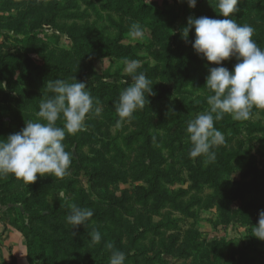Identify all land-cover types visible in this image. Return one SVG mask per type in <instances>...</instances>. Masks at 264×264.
I'll return each mask as SVG.
<instances>
[{"label": "rangeland", "instance_id": "1", "mask_svg": "<svg viewBox=\"0 0 264 264\" xmlns=\"http://www.w3.org/2000/svg\"><path fill=\"white\" fill-rule=\"evenodd\" d=\"M217 4L0 0V140L39 119L55 79L86 82L102 109L86 117L84 130L66 135L69 175L37 174L30 184L0 176V264H109L108 242L125 253V264H264V240L252 234L264 210V109L253 107L232 126L229 114L215 123L226 124V142L213 149L214 163L199 157L208 171L202 175L180 119L188 123L209 107L206 78L209 67L220 66L192 47L195 28L187 40L183 29L190 16L224 19ZM238 7L232 16L254 27L264 49V0ZM134 22L144 29L140 39L129 35ZM131 60L140 61L154 95L118 124L115 104L132 83L125 72ZM106 80L117 86L101 89ZM71 203L94 211L87 226L67 223ZM94 230L100 243L90 238Z\"/></svg>", "mask_w": 264, "mask_h": 264}, {"label": "clouds", "instance_id": "2", "mask_svg": "<svg viewBox=\"0 0 264 264\" xmlns=\"http://www.w3.org/2000/svg\"><path fill=\"white\" fill-rule=\"evenodd\" d=\"M195 8L197 0H187ZM152 0H145L151 5ZM240 0H218V11L224 19L190 16L183 29L187 40L195 28L192 47L216 67H209L206 87L212 94L207 96L209 107L187 123L188 139L191 143L189 157H205V165L216 161L214 148L223 145L225 135L215 127L225 114L233 120L245 121L251 117L253 107L264 109V49L253 39L255 29L249 24H240L232 16L239 12ZM132 39H140L144 29L139 23H132L129 30ZM235 57L238 61L232 70L223 66V61ZM138 60L126 61L125 72L132 83L123 89L115 110L120 122L130 120L138 109L145 107L146 98L154 95L152 81L143 72H138ZM68 82L55 79L47 85L53 93L40 101L36 121L26 120V126L19 132L0 140V176L14 175L26 184L35 182L38 175L63 178L69 175L73 154L66 150V135L84 130L86 117L92 113L101 115L100 101L91 95L86 82ZM105 83H108L106 80ZM147 94V97H146ZM149 102V100H148ZM63 120V126L57 121ZM155 144V137H153ZM70 214L66 221L72 229L89 221L94 211L75 203L68 205ZM87 226V225H86ZM252 234L264 240V210L259 213L258 224ZM74 235V233H73ZM93 244L100 243L98 230L90 233ZM105 247L111 250L109 264H125L124 252L115 249L112 242Z\"/></svg>", "mask_w": 264, "mask_h": 264}, {"label": "trees", "instance_id": "3", "mask_svg": "<svg viewBox=\"0 0 264 264\" xmlns=\"http://www.w3.org/2000/svg\"><path fill=\"white\" fill-rule=\"evenodd\" d=\"M43 70H45V71L48 70V72L51 71V72H53V73L56 74V75H59V72H60V71H63V69L61 70V68H55V67H49V68H47V67H43ZM76 80H77V78H76ZM69 81H70V82H76L75 80H69ZM77 81H78V80H77ZM127 85H129V84H127ZM116 86H117L116 84H112V85H110V84H108V83H104V84L101 85L100 87H101V89H105V88H111V89H114ZM180 119H181V122H182V126H183V128H187V122H186V120H185L183 117H181ZM232 122H234V123H230V126L234 125V124L236 123V120H235V121H232ZM225 125H226V124H221L220 126H216V125H215V127H216L218 130L226 131V130H225ZM261 129H263L262 126H261ZM199 157H200V156H199ZM199 157H197V158H195V159H192V158H190V159L192 160L193 165L196 163L195 170H196L197 174L202 175L203 173L208 172V171L205 170V169L202 167V165H201V163H200V159H199ZM83 261H86L85 264H89L90 262H95V263H97V264H100V263L102 262L101 259H98V258H95V259H93V258H91V259H90V258H83Z\"/></svg>", "mask_w": 264, "mask_h": 264}]
</instances>
